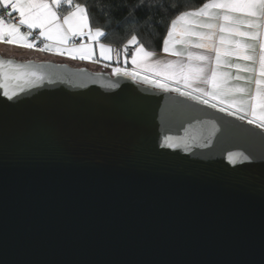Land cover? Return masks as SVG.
I'll return each instance as SVG.
<instances>
[{
    "label": "water",
    "instance_id": "1",
    "mask_svg": "<svg viewBox=\"0 0 264 264\" xmlns=\"http://www.w3.org/2000/svg\"><path fill=\"white\" fill-rule=\"evenodd\" d=\"M0 58L44 76L0 86V264H264V129L123 72Z\"/></svg>",
    "mask_w": 264,
    "mask_h": 264
},
{
    "label": "snow or ice",
    "instance_id": "2",
    "mask_svg": "<svg viewBox=\"0 0 264 264\" xmlns=\"http://www.w3.org/2000/svg\"><path fill=\"white\" fill-rule=\"evenodd\" d=\"M67 4L73 10L63 16L61 20L58 9L61 4ZM0 5L5 8H11L13 12L19 13V23L10 22L0 16V41L9 44H19L26 48H34V42H29L27 37L31 35V31L27 34L20 31L21 26H27L29 30L39 28L41 37L48 40H55L57 44L55 47L51 44H45L40 51H56L60 55L79 56L80 59H90L93 54L92 44H81L78 47H67V42L70 36L88 35L93 41L98 37L104 35L101 28L93 30L89 23L87 8L81 4H73V0H0ZM213 9H222V16L218 17L217 12ZM234 13H243L244 17L255 18L245 19L243 17H236ZM11 16V13H8ZM208 17L214 21L217 18L223 19L225 24L219 26V31L230 32L239 36H248L253 40L258 37L261 38L260 54H259V75L262 78L257 81V84L264 83V0H208L201 7L181 12L171 21V26L168 29L167 36L163 41V51L171 52L176 56L185 55L182 51H176V44H191L190 40L184 37L197 36L200 41L195 46L198 48L215 51L216 67L219 68L221 63V49L215 47L213 39L216 35L217 24L209 22L203 23L198 18ZM232 26H227L228 23ZM247 24L249 27L255 29L251 32L240 31L238 25ZM209 29L208 32H196L193 27ZM5 37L7 39L5 40ZM180 37V39H177ZM220 42L225 43V37H220ZM138 44L135 48V53L132 55V64L136 66L131 72L125 69L116 68L117 73L123 72L124 75H130L133 78H141L145 82L153 83L157 87L163 89H171L180 95L190 97L193 100L199 101L202 104L210 105L213 108L219 107L220 111L228 112L242 120H248L249 123L257 125L260 129H264V91L257 87L255 96L250 98L230 99L235 93L245 94L247 89L236 85L233 87L227 86V79L229 73H219L215 69L212 70L210 76H205L207 62L209 57L202 54H195L187 52L189 62L182 64L179 61H168L161 63L155 61L148 63L150 57L155 56L154 52L145 49L143 44L138 43L135 35L124 45L125 59H127V49L129 45ZM239 48L252 49L253 55H243V59L253 61L256 63L255 46L254 45H240ZM100 55L106 59H111L110 53L114 50L110 45L103 43L99 44ZM204 61V66L193 64L192 61ZM143 67L154 73L157 79H151L149 76H140L138 68ZM240 69V65H234ZM247 72H255L253 67H245L242 69ZM0 77H2V85L5 92L4 95L11 98L16 94V90L10 87L11 83H15L19 90H23L21 82H37L44 78L43 74L38 68L28 64L13 63L12 60H5L0 58ZM235 79H245L241 76H236ZM203 80L205 83L211 85L210 91H205L204 88L194 87V82ZM173 82L175 87H173ZM225 105V106H221ZM171 142L172 137H166ZM172 147H177L176 143L171 144ZM236 157L247 161L250 159L244 153H229V159L235 163Z\"/></svg>",
    "mask_w": 264,
    "mask_h": 264
},
{
    "label": "crops",
    "instance_id": "3",
    "mask_svg": "<svg viewBox=\"0 0 264 264\" xmlns=\"http://www.w3.org/2000/svg\"><path fill=\"white\" fill-rule=\"evenodd\" d=\"M51 2V0H50ZM208 2V1H207ZM202 6V5H201ZM200 6V7H201ZM199 8V7H198ZM73 9L61 13L59 9H56L58 12L61 20L63 19V16L66 15L68 12L72 11ZM213 11L217 12L218 17L222 16L223 10L222 9H213ZM8 13H11V16L17 15L19 16L18 12H13L11 8H5L3 5H0V16H3L5 20H8L10 22H15L19 23V21H14L12 20L11 16L8 15ZM236 17L240 18L243 17L245 19H255V18H249V17H244L243 13H234ZM201 22L203 23H215L217 24V29L216 35L213 39V44L215 47L221 49V63L219 68L216 67V61H215V56L216 53L215 51H209L208 49H203V48H198L195 45L200 41L199 37L197 36H190V37H184L186 40H190L191 44H176L175 45V50L176 51H182L185 53L183 56H176L173 55L171 52L166 53L163 51V48L161 51H151L155 53V56L150 57L148 60V63H154L155 61H160L162 64L166 63L168 61H179L182 64H187L189 62L187 52H192L195 54H202L206 55L209 57V61L207 62V68L205 71V76H210L211 72L213 69L218 71L219 73H229V77L227 79V86L228 87H233L236 85L242 86L247 89V92L245 94L241 93H235L233 97H229L230 99L235 98H250L255 96V92L257 87H259L262 91H264V83L257 84L258 80H261L262 78L259 75V54H260V43H261V38H257L253 40L251 37L248 36H239L235 35L230 32H221L219 31V26L222 24H225L226 22L223 21L221 18H217L216 20L212 21L208 17H199L198 18ZM227 26H232L230 22L228 23ZM193 27V30L196 32H208L210 31L209 29L206 28H201V27H196V26H190ZM240 31L242 32H251L255 31V29L249 27L247 24H240L238 25ZM95 30L94 28H92ZM20 31L22 33L27 34L29 31H31V35L27 37L29 42H34L35 47L34 48H26L23 47L19 44H9L3 41H0V53L8 56H14L20 59H29V58H35V59H51V60H57V61H62V62H76L75 65H87L86 60H90V63L93 64V69H103V68H114V51L110 53L111 59H106L100 55V48L99 44L103 43L105 45H110L112 49L114 50V46L111 44H108L103 41L102 37H98L96 41H93L88 35H76V36H70L67 42V47H78L81 44L87 45V44H92L93 46V54L90 59H80L79 56H76L75 58L73 56H69L67 54L65 55H60L56 51H40L39 49L43 48L45 44H51L53 47L56 46L57 41L55 40H48L44 37H41L39 35L40 29L35 28L29 30L27 26H21ZM167 36V35H166ZM224 36L225 37V43L222 45L220 42V37ZM76 38H82L81 41H76ZM7 37H5V40ZM177 39H180V37H177ZM237 42H239L240 45H254L255 46V56H256V63H253V61L245 60L243 59V55H253L252 49H243L239 48ZM138 45H136L137 47ZM147 50V49H146ZM150 51V50H148ZM135 53V50H134ZM58 56V57H56ZM132 56H127V59H125V55H123V64H124V69L127 70L128 72H131L133 69L136 68L135 65L132 64L131 60ZM193 64H198L200 66H204L206 62L204 61H192ZM73 64V63H72ZM240 65L241 68L237 69L234 67V65ZM88 66V65H87ZM245 67H253L256 69L255 72H247L243 71L242 69ZM140 72V76H149L151 79H157L158 77L155 76L154 73L150 72L148 69H145L143 67H140L137 69ZM236 76H241L244 77L245 79L242 80H237L235 79ZM137 79V78H135ZM143 80V79H142ZM144 81V80H143ZM153 84V83H149ZM156 86L155 84H153ZM175 83L173 82V87H175ZM194 87H199V88H204L205 91H210L211 90V85L205 83L203 80L196 81L194 82ZM160 88V87H159ZM171 90V89H168ZM225 106V105H221ZM219 108V107H218ZM239 116V115H237Z\"/></svg>",
    "mask_w": 264,
    "mask_h": 264
},
{
    "label": "trees",
    "instance_id": "4",
    "mask_svg": "<svg viewBox=\"0 0 264 264\" xmlns=\"http://www.w3.org/2000/svg\"><path fill=\"white\" fill-rule=\"evenodd\" d=\"M207 1L73 0V4L87 8L90 26L104 31V42L122 47L135 35L145 49L161 51L171 21L181 12L198 8ZM58 9L65 13L73 8L62 3Z\"/></svg>",
    "mask_w": 264,
    "mask_h": 264
},
{
    "label": "built area",
    "instance_id": "5",
    "mask_svg": "<svg viewBox=\"0 0 264 264\" xmlns=\"http://www.w3.org/2000/svg\"><path fill=\"white\" fill-rule=\"evenodd\" d=\"M12 20L14 21H19V16L17 15H13L11 16ZM82 38H76V41H81ZM127 44V43H126ZM125 45V44H124ZM124 45L122 47H114V68L112 69V72H116L115 69L116 68H121V69H124V64H123V55H125V52H124ZM136 48V45L133 44V45H129L128 46V49H127V56H132L134 54V50Z\"/></svg>",
    "mask_w": 264,
    "mask_h": 264
},
{
    "label": "rangeland",
    "instance_id": "6",
    "mask_svg": "<svg viewBox=\"0 0 264 264\" xmlns=\"http://www.w3.org/2000/svg\"><path fill=\"white\" fill-rule=\"evenodd\" d=\"M135 45H136V44H135ZM56 57H58V56H56ZM56 61H57V60H56ZM86 61H87V63H88V64H87L88 67L91 68V69H93V68H92V67H93V64L90 63V60H86ZM72 63H73V65L76 64V62H72ZM72 63H71V64H72ZM74 63H75V64H74ZM137 80H138V81H141V82H143V83H147V84H149L148 82L143 81V80H142L141 78H139V77L137 78ZM150 85H153V84H150ZM153 86H154V85H153ZM155 87H157V86H155ZM157 88H159V87H157ZM171 91H172V90H171Z\"/></svg>",
    "mask_w": 264,
    "mask_h": 264
}]
</instances>
